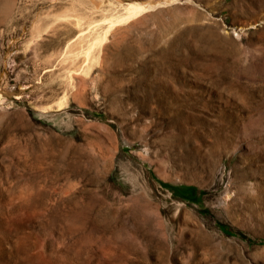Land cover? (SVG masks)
<instances>
[{
    "label": "rangeland",
    "instance_id": "374dc122",
    "mask_svg": "<svg viewBox=\"0 0 264 264\" xmlns=\"http://www.w3.org/2000/svg\"><path fill=\"white\" fill-rule=\"evenodd\" d=\"M231 2L0 0V264H264V2Z\"/></svg>",
    "mask_w": 264,
    "mask_h": 264
},
{
    "label": "bare ground",
    "instance_id": "6f19581e",
    "mask_svg": "<svg viewBox=\"0 0 264 264\" xmlns=\"http://www.w3.org/2000/svg\"><path fill=\"white\" fill-rule=\"evenodd\" d=\"M108 1V0H107ZM262 2H264V0H262ZM165 3V2H164ZM231 6L235 4V0H232V2L230 3ZM258 5V4H257ZM115 6V5H114ZM155 6V5H153ZM152 5H144L140 2L137 1H128L122 8L123 11L120 13H117L115 15H110L108 16L106 19L104 18V20L107 21V28L102 29L100 31V35H99V40H105L110 32V29L115 26L117 23H123V21L128 20L129 18L141 13L142 11L146 10L147 8L153 7ZM249 6V5H248ZM248 6L243 7L239 12L240 14H247L248 12ZM99 32V31H98Z\"/></svg>",
    "mask_w": 264,
    "mask_h": 264
}]
</instances>
